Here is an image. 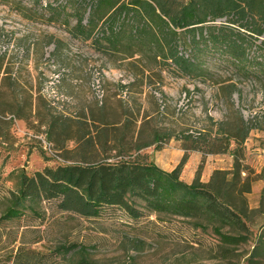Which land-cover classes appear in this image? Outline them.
Masks as SVG:
<instances>
[{
    "label": "rangeland",
    "instance_id": "374dc122",
    "mask_svg": "<svg viewBox=\"0 0 264 264\" xmlns=\"http://www.w3.org/2000/svg\"><path fill=\"white\" fill-rule=\"evenodd\" d=\"M47 1L0 0L5 184L12 188L9 173L16 170L32 174L82 160L119 159L165 172L183 161L180 180L205 184L215 171L231 172L236 161L237 204L245 205L250 233L246 243L225 245L210 229H192L164 215L145 213L137 227H129L116 215L86 221L47 212L42 223L1 227L0 258L19 247L44 254L75 243L86 248L92 264H264V83L245 81L223 66L189 79L141 54L100 55L45 22ZM50 40L58 48L54 55ZM240 120L251 126L241 142L231 137ZM204 141L214 153L204 151Z\"/></svg>",
    "mask_w": 264,
    "mask_h": 264
},
{
    "label": "trees",
    "instance_id": "16d2710c",
    "mask_svg": "<svg viewBox=\"0 0 264 264\" xmlns=\"http://www.w3.org/2000/svg\"><path fill=\"white\" fill-rule=\"evenodd\" d=\"M42 16L103 56L141 54L189 79L223 66L245 81L264 83V0H48ZM48 44L54 55L56 42ZM239 124L229 136L241 142L251 126ZM204 143L206 153L215 152ZM234 162L231 172L215 171L205 184L180 180L183 161L171 172L136 159L82 160L32 174L12 171V188L0 176V228L42 223L47 212L86 221L116 215L120 223L137 227L150 213L210 229L225 245L246 243L250 219L245 205L237 204ZM259 208L264 215V186ZM259 227L264 241V221ZM86 256V248L75 243L44 254L19 247L0 264H92Z\"/></svg>",
    "mask_w": 264,
    "mask_h": 264
},
{
    "label": "crops",
    "instance_id": "0c3cea01",
    "mask_svg": "<svg viewBox=\"0 0 264 264\" xmlns=\"http://www.w3.org/2000/svg\"><path fill=\"white\" fill-rule=\"evenodd\" d=\"M191 180L192 179H189V180H183V182L187 183V184H190L191 183ZM204 181H207L208 178H203Z\"/></svg>",
    "mask_w": 264,
    "mask_h": 264
},
{
    "label": "built area",
    "instance_id": "2783aa9c",
    "mask_svg": "<svg viewBox=\"0 0 264 264\" xmlns=\"http://www.w3.org/2000/svg\"><path fill=\"white\" fill-rule=\"evenodd\" d=\"M95 83H96V85L98 87V80H96ZM101 97H102V95L99 96V98H101Z\"/></svg>",
    "mask_w": 264,
    "mask_h": 264
}]
</instances>
